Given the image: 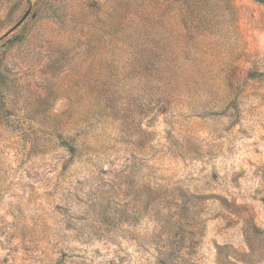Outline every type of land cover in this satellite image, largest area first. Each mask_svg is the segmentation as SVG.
<instances>
[{
  "label": "rangeland",
  "instance_id": "rangeland-1",
  "mask_svg": "<svg viewBox=\"0 0 264 264\" xmlns=\"http://www.w3.org/2000/svg\"><path fill=\"white\" fill-rule=\"evenodd\" d=\"M0 264H264V0H0Z\"/></svg>",
  "mask_w": 264,
  "mask_h": 264
}]
</instances>
